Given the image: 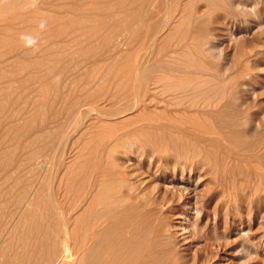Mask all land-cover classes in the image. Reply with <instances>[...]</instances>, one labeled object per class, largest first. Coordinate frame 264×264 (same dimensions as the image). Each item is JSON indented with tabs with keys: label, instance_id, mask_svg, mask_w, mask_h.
Listing matches in <instances>:
<instances>
[{
	"label": "rangeland",
	"instance_id": "obj_1",
	"mask_svg": "<svg viewBox=\"0 0 264 264\" xmlns=\"http://www.w3.org/2000/svg\"><path fill=\"white\" fill-rule=\"evenodd\" d=\"M64 1L0 0V61L8 65L7 75L0 79V103L5 105L8 126L0 125V135H5L3 161L10 160L12 164L0 176V195L7 188L15 190L13 175L9 182L1 181L6 171L12 173L14 157L22 162L28 154L36 153L31 173L25 172V162L21 167L20 189L29 185L28 193L36 192L55 214L62 210L77 217L85 207L81 202L88 190L86 178L92 175L93 181L97 174L102 178L103 173L114 172L120 161L133 165L141 158L135 154L141 151L138 141L144 137L135 135V130L145 120L135 121L134 116L144 110L142 107L152 108L156 103L151 102L152 98L181 95L175 87L190 90L203 81H218L228 84V89L225 94L220 92L224 94L221 101L213 99L219 102L216 110L220 111L223 104L229 108L223 116L227 123L223 119L214 122L212 130L222 132L228 127L230 138L216 135L208 144L195 133L165 127L164 131L180 137L185 147L203 148L204 154L200 163L198 157L189 156V161L197 160L196 168L184 173L185 184L196 183L195 193L189 197H179L171 184L161 179L155 166L145 176L153 180L152 192L165 194L168 200L164 219H153V227L167 229L165 243L169 248L165 249L171 260L177 253L175 261L186 264H264V0H141L138 9L131 8L130 12L127 8H101L99 2V10L85 8L72 13L59 6ZM71 2L81 8L95 0ZM127 11L135 16L121 30L133 26L132 39L138 32L141 34L120 53L136 46L140 50L153 39L156 42L144 61H136L140 63V78L133 77L130 90L140 95L138 106L121 114L124 103L136 101L135 97L112 98L121 68L117 61L111 64L97 53L101 46L97 36H102L105 29L90 26L80 38V48L58 24L77 19L87 25L100 19L117 21ZM19 13L25 14L23 21ZM89 40L90 44L84 45ZM80 57L87 61H77ZM25 61L42 63L27 70ZM79 62H84L82 69L76 67ZM74 71L72 76H77L78 81L73 82L69 73ZM40 77L44 84L39 83ZM84 79L90 84L106 82L107 88L93 92L100 96H94L91 104L99 114H115V119L101 123L100 130L88 126L86 114L66 131L58 122L65 121L66 102L78 95ZM25 97L39 100L28 106ZM213 101L203 98L198 105L189 104L187 114L197 112L201 122L205 115L202 117L200 111L210 108L207 103L213 106ZM191 102L194 101L189 98L186 104ZM139 106L143 110H138ZM98 124L100 120L95 123ZM166 155L184 159L186 151L178 148L162 154ZM84 159L92 164L95 161L99 168H91L90 172L98 169V173L85 172ZM69 172L76 175L70 177ZM115 198L120 195L115 193ZM16 210L13 203L5 209L10 217ZM3 260L5 257L0 256ZM162 262L155 260L153 264Z\"/></svg>",
	"mask_w": 264,
	"mask_h": 264
},
{
	"label": "bare ground",
	"instance_id": "obj_2",
	"mask_svg": "<svg viewBox=\"0 0 264 264\" xmlns=\"http://www.w3.org/2000/svg\"><path fill=\"white\" fill-rule=\"evenodd\" d=\"M65 1L70 2L64 3ZM65 1L59 6L72 13L79 10L84 11L85 8L99 10L100 3L103 5L101 8L105 7L109 10L124 8V11L127 8L130 12L131 8L138 9V2L141 0H95L91 5L81 8L73 4L72 0ZM22 9L24 8L20 7L19 10ZM128 11L117 21H113L111 18L108 20L100 19L87 25L82 24L77 19L74 22L67 23L66 21L58 24V26L61 25L65 29V32L70 33L69 40L80 48H83L80 38L82 34L89 31L90 26L105 29L102 36H97L99 43H101L97 53H99V57L110 61L111 64L117 61V65L121 68L117 72L119 79L114 85L115 90L112 98L117 100L120 98L121 100L124 97L128 100L135 97L136 101L133 104L128 101L124 103L122 110L119 112L121 114L135 110L138 106L140 95H135L136 93L130 90L132 89L131 80L133 77L134 80H139L140 75L138 76L139 70L137 67L140 66L141 61L147 58L150 46L156 42V39H153L152 43L143 46L140 50L136 46L129 51L120 53L121 48L135 43L141 34L138 32L132 39L133 26H130L126 31H122L129 19L135 16L133 15L135 13H129ZM18 16L21 18L20 21L25 19V14L19 13ZM71 25L73 26L70 27ZM120 30L122 31L121 34H119ZM89 44L90 40L84 42V45ZM94 58H96V55ZM77 61H87V59L80 57ZM136 61H140V63L138 64ZM41 63L42 61H25L24 68L34 70ZM7 66L4 61H0V79L7 75ZM76 67L82 69L84 62H79ZM75 73L74 71L69 75L72 76ZM71 80L73 82L78 81L77 76H72ZM86 80H83L85 86L80 87L78 95L67 100L65 121H57L59 126L64 127L66 131L67 128L76 123V120L86 114L88 126L100 130L101 123L115 119V114L104 117L91 104V101H95L93 97L98 94L93 95V92L103 91L107 88L106 82L102 83L100 81L90 84ZM12 83L11 79L10 85ZM39 83H45L42 77L39 78ZM4 86L7 87L6 84ZM227 86L228 84H221L218 81H203L190 90L184 87H175L181 95H175L172 99L152 98L151 102H156L159 105L155 103L149 110L142 107L143 110L139 106L138 110L143 111H139L134 116L135 121L140 119L139 121L145 120V122L138 126L135 135L144 138L138 141V144L141 145V151L137 152L135 156H141V158L135 160L137 162H134L133 165H127L122 160L115 165L114 172L107 171L102 174V178H99V174H97L95 179L93 177V181L90 180L92 176L90 173H98V169L97 171L93 170V172H90V169L99 167L95 166V161L92 164L91 160L84 159V162H86V164L84 163L85 172H90V178H86L88 190L84 196L85 200L81 202L84 203L85 207H82L83 210L81 209V213L77 217L74 216L75 218L59 209L55 214L50 207L51 205L40 198L36 192L28 193L29 185H23L20 189L21 167L25 162V172L31 173L34 165H36L32 164L36 153L28 154L22 162L19 161V158L14 157L12 173L7 174L6 171L3 179L1 178L2 184H5L12 179L11 176L13 175L12 183L15 190L10 191L6 187L7 189L0 195V256L5 257V260L0 261V264H153L155 260L156 262L161 260V262H164H162L163 264H186L175 261L178 258L177 253L173 254V261L171 260V254L167 256L166 251L169 248L165 243L166 238H168L167 229L160 230V227H153V219L160 221L164 219L162 216L164 210H166L167 204L165 203H168V200L165 194L160 196L152 192L151 183L153 180L146 179L145 176H148L149 171L155 166V171L158 172L161 179L166 183H170L172 190L179 194V197L186 195L189 197L192 192L195 193L196 183H192V186L191 184H185V180H183L184 173L186 171L191 172L196 168L194 165H196L197 160L189 161V156L192 158L198 157L200 163V156H203L204 151L202 150L204 149L185 147L180 137L172 136L166 133L164 129L165 127H173L185 134L195 133L201 142L204 140L208 144L216 135L222 139L230 138V134L226 129L228 127L223 128L224 131L226 130L225 132L222 127H219L222 130V132L218 130L219 133L215 129L212 130L214 122L218 123L223 119V122L227 123L226 117L223 118V116L229 105L223 104V108L218 111L216 108L219 102L215 103L213 101L214 98L219 101L223 99L226 93L224 90L228 89ZM221 91H224L222 96L219 95ZM98 96H100V93ZM189 98L194 102L186 104ZM203 98L213 101L214 104L210 106L207 103L206 106L210 108L200 111L202 117L205 115V120L201 123L198 120L199 114L197 112L187 114L186 109L189 104L191 106L198 105ZM25 100L28 106H33L36 100L39 99L25 97ZM169 100L171 101L169 102ZM182 103H184V107ZM203 107L204 105L201 109ZM5 109V105L3 106L0 103V125L4 127L8 126L5 121ZM98 120H100V124L95 125ZM54 121L56 122V119ZM114 125L117 127L118 124L114 123ZM220 125L224 126V124ZM186 126H189L190 129ZM210 135L212 136L211 139L207 137ZM4 139L5 135L2 132L0 135V176L5 169L12 165L10 160L7 163L3 161L6 157V149L3 147ZM64 139L67 140V138ZM178 148L186 151L184 159L176 155L170 158L167 155L162 156L163 153H169L170 150L174 151ZM170 167H172L171 171ZM69 176L72 177L70 172ZM104 176L106 180H104ZM115 193H118L120 198H115ZM2 198L5 199L2 200ZM9 203H13L14 207H17L16 213L11 217L5 211Z\"/></svg>",
	"mask_w": 264,
	"mask_h": 264
}]
</instances>
